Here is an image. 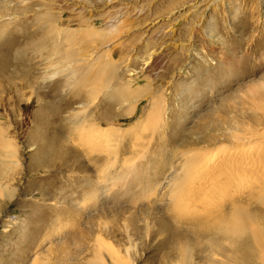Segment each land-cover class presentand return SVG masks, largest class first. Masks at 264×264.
<instances>
[{
	"label": "rangeland",
	"instance_id": "374dc122",
	"mask_svg": "<svg viewBox=\"0 0 264 264\" xmlns=\"http://www.w3.org/2000/svg\"><path fill=\"white\" fill-rule=\"evenodd\" d=\"M0 14V181L13 193L0 202V264H104L96 252L182 264L172 198L185 163L264 127V0H0ZM68 50L90 78L80 98L73 63L59 76L49 63ZM154 98L158 131L144 124ZM82 126L116 130L104 136L116 163L80 145ZM56 138L61 154L43 155Z\"/></svg>",
	"mask_w": 264,
	"mask_h": 264
},
{
	"label": "bare ground",
	"instance_id": "6f19581e",
	"mask_svg": "<svg viewBox=\"0 0 264 264\" xmlns=\"http://www.w3.org/2000/svg\"><path fill=\"white\" fill-rule=\"evenodd\" d=\"M0 19H4L1 14ZM3 23L0 31H6L10 25V22ZM52 31L57 32L54 28ZM80 33L63 28L59 29L57 34L62 35L66 40L73 36L77 41L80 36L74 34L81 35ZM56 48H59L58 44ZM69 55V50L62 54L64 59L69 61H49V63L58 67L59 70L55 72L58 76L63 72H69L67 64L73 63L74 70L79 74L74 86L80 87L73 92L75 97L80 98L86 96V92L82 90L86 88L90 78L85 76L86 70L79 66L76 59H70ZM97 60L98 57L91 64H95ZM22 61L23 59L18 60L21 63ZM1 68L5 69L6 66L0 59V74ZM30 68L23 70V76L27 82ZM56 75L51 77L55 79ZM141 93L143 92L134 95L127 92L124 96L128 97L129 101L137 102L141 98ZM97 98V95H94L90 102L94 104ZM66 103L67 100L60 108L65 107ZM158 103V100L154 98L144 119V124L153 125L157 131L165 122L162 108ZM44 106L55 108L53 101H46L41 108ZM81 106L84 107V104ZM131 110L128 111L131 112ZM110 130H103L98 126L86 129L82 126L77 130L80 145L89 152L105 153L109 163H116L117 148L114 143H105L104 138L114 129ZM241 131L232 135L234 138L230 145L220 144L194 154L184 165L183 182L177 184L176 181L178 189L172 202L177 210L173 216H176L175 221L187 223L183 229L174 231L176 238L179 239L177 252L183 263L190 264L195 254L205 261L214 262L218 259L221 264H264V205L260 204L264 201V127L261 131L250 130L249 127ZM9 142V139H5L3 144L9 146ZM53 144H55L54 147L43 146L42 154L60 155L64 147L63 142L56 138ZM110 166L112 165L108 167ZM10 190L0 181V202L13 196ZM160 222L162 226L169 224V221L165 219ZM101 241L104 247L109 248L104 240ZM96 256L98 257L96 262L100 261L104 264H110L113 259L110 253L101 255L96 252ZM218 261L215 260L214 263L218 264Z\"/></svg>",
	"mask_w": 264,
	"mask_h": 264
}]
</instances>
